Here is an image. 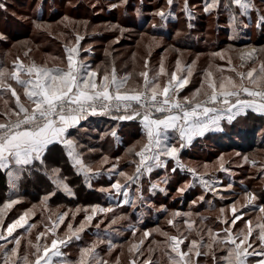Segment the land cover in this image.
I'll return each mask as SVG.
<instances>
[{
  "label": "rangeland",
  "instance_id": "374dc122",
  "mask_svg": "<svg viewBox=\"0 0 264 264\" xmlns=\"http://www.w3.org/2000/svg\"><path fill=\"white\" fill-rule=\"evenodd\" d=\"M0 2L6 6L0 9V67L9 69L17 57L25 64L35 62L37 65L47 63L49 66H62L65 62L66 46L74 44L75 36L79 34L84 37L79 44V59L87 61L93 68L100 66L101 70L110 69L114 63L118 76L123 77L126 73H132L128 86L143 83L138 73L145 70V60H148L150 76L155 75L163 63L167 74L160 77L158 83L161 86L167 83L171 72L175 70L177 59L181 61L184 69L178 73L181 76L187 74V66L193 65L195 61L189 83L178 93L179 97L183 98L191 96L201 86L206 70H211L217 79L221 76L220 69L224 70V76L234 75L229 70L231 67L228 63L229 58H231L232 66L239 71H247L253 66L258 67L260 60H264V52L260 51L264 49V41L260 42L255 35L257 12L251 11L250 16H241L239 7L234 5L233 10L238 17V23L234 26L231 21V12L223 7L225 0H221V6L218 9H213L209 13L203 11L204 0H189L190 16L183 10L184 0H174L171 8L167 0H0ZM254 3L261 12H264V0H255ZM160 9L166 13L163 19L155 15ZM136 15L137 17L139 15L141 21L132 23L130 19L133 20ZM88 49L90 51H87ZM252 49L257 50L258 58L254 63L245 60L244 67L241 68L240 53ZM213 53H221L224 59L213 56ZM10 82L13 86H18L14 81ZM5 100L8 101L7 107L13 106L14 99L7 92L0 90V120L4 119ZM103 121L101 125H96L89 116L79 128L72 131V137L84 146L80 151L84 154L85 163L90 164L93 169L101 168L102 158L109 157L108 163L101 168V174L90 178V189L93 190H90V202L89 200L87 203L74 202L71 199L78 196L75 189L79 190L77 186L80 184L78 181L80 179L76 180L68 165L76 172L77 169L64 153L54 152V148L46 154V168L49 171L53 168L60 169L61 177L67 178L66 182L74 195L57 190L49 176L45 174V166L36 167V169L40 168L43 175L35 174V170L31 172V175H27L32 179L39 177L41 182L37 187L39 191L36 190L34 193L40 196L36 201L21 193L20 184L24 174L16 183V187L12 186L7 175L8 186L6 191L0 190V205L9 199H17L20 203L14 205L6 214L4 227L6 228L8 223L18 218L27 209H33L35 213L28 221L29 225H36L31 229L30 234L25 228L17 229L13 233L14 236L20 235L22 238L21 254L31 251L28 247L29 238L35 243L37 234L45 231L46 225L50 226L48 219L50 213L55 219L56 213L69 210L75 212L77 208L84 209L96 204L103 207L111 206L115 211L107 216L101 214L81 233L82 239L76 242L79 245L77 247L73 245L70 249L74 256L73 261L78 258L82 247L93 241L103 240L104 243L99 244L97 252L99 258L108 261V264H117V261L118 264H129L132 259H136L137 264H140L149 255L155 264H169L165 252L167 250L170 253V248H167L165 237L161 232L178 235L181 238L186 236L187 239L180 247L182 251L187 252L190 241L200 239L197 235L198 231L203 234L205 243L208 241L209 229L214 234L219 233L223 236V230L229 225L222 221L225 218L231 220V205L234 202H238L237 208L243 213L242 220L237 221L232 229L234 234L246 229L245 221L247 220L252 221L254 228L258 222H264L258 221V217L264 216V213L259 211V206L264 203H257L258 191L263 188L264 182V172L261 171V167L264 166L262 127L256 130L258 145L253 148L252 146L240 147L234 143L226 147V143H229L226 140H222L223 148L210 140L193 143L188 148L184 147L179 152V161L186 166L184 170L177 166L175 160L166 158L167 169L154 168L151 173L146 172L142 176L140 187L143 200L138 199L137 185L133 184L129 192L130 199L135 201V207L127 204L117 208V201L100 189L109 188L116 179L123 182V178L115 174L110 176L107 169L119 157V170L132 174L135 165L131 161L138 160V157L130 155L128 149L135 146V150L139 151L140 146L146 142V138L143 135L140 139H129L122 146L121 138H126L128 134L126 128L117 120L105 118ZM113 129L116 130L118 139L110 134ZM245 133L248 138H251V130ZM174 142L179 147V142ZM246 156L249 161L257 162L255 167L251 162H245ZM220 157H223L227 172L219 170ZM205 164L208 165L207 168L204 167ZM173 167H177L175 173L171 172ZM187 168H195L198 173H209L216 181V193L207 192L198 180H194L192 174L186 170ZM81 175L85 180L83 174ZM164 177H167V183L163 182ZM152 183H158L159 186L153 189ZM229 183L232 184V189L225 190ZM189 184L193 186L187 187L183 193L177 191ZM44 190L47 191L44 192ZM51 192H55V195L50 197L45 207L42 203L43 198ZM79 192L81 193L80 190ZM245 192L256 195L254 204L258 206L255 209V206L247 204ZM96 196H99L98 200L101 202L95 201ZM201 196H204V200L199 199ZM82 199L86 200V197ZM120 199L122 200V197ZM193 201L196 203L193 204ZM222 208L225 210L223 213L220 211ZM174 212L192 215L173 217ZM85 215L84 211H80L75 220H72L70 214L64 224L59 226V236L65 235L68 223L78 226ZM113 215L125 217V219L119 220L116 225L108 229ZM170 219L173 220L171 225L168 223ZM99 220H104V223L97 229L94 225ZM185 220L193 223L191 229L185 224ZM130 226H135L137 229L135 236ZM156 229L161 231H155ZM146 230L152 234L143 238V232ZM255 235L254 231L253 239ZM109 239L116 245L111 252L107 244ZM141 239H144L141 245L143 255L134 251L130 252V246L133 243H139ZM48 242L50 243V238ZM8 247L12 245L9 244ZM150 247L154 250L151 254L148 251ZM258 247L259 241L255 240L253 248ZM199 250L207 251L203 247ZM252 250L249 249V251ZM223 254L217 247L215 255L220 257ZM190 256L191 264H214L211 254L196 256L194 251ZM257 259L259 257L249 256L247 264H256ZM0 264H3L2 258H0Z\"/></svg>",
  "mask_w": 264,
  "mask_h": 264
},
{
  "label": "snow or ice",
  "instance_id": "6c2138e0",
  "mask_svg": "<svg viewBox=\"0 0 264 264\" xmlns=\"http://www.w3.org/2000/svg\"><path fill=\"white\" fill-rule=\"evenodd\" d=\"M169 8L173 6L174 0H167ZM238 6L241 16H250L251 11L257 12V27H264V12L256 7L254 0H225L223 7L231 12V21L235 26L238 23V17L233 10V6ZM221 6V0H204L203 11L209 13L213 9ZM6 6L0 2V9ZM115 7V5H113ZM183 10L191 15L189 0H184ZM170 14V13H168ZM155 15L165 18L166 13L163 9L158 10ZM40 27V25H37ZM247 27V25H245ZM84 39L83 36L76 34L75 43L67 45L65 48L66 56L63 65L49 66L47 63L37 65L35 62L25 64L18 57L13 61L12 67H0V90L10 92L15 98L14 106L7 107L8 101L5 100L6 110L3 113V120H0V169L6 170L7 175L16 187V183L21 180L22 175L36 169V165L45 166V174L49 176L52 184L57 190H63L69 195H74L71 187L68 185L67 178L61 177V170L53 168L47 170L45 165L46 154L50 146L61 145L65 154L72 162L73 167L77 169L78 174H83L85 182L91 187L90 178L99 176L101 168L109 161L108 156H104L100 161L101 168L93 169L90 164L85 163L84 154L80 151L83 145L72 137V131L80 127L83 121L89 116L105 115L110 116L117 121L138 120L145 133L146 142L140 146L139 151L135 146L128 149V153L138 160L131 161L135 165L132 174L119 170V157L116 162L107 169L110 176L113 174L123 178L116 179L109 188H101L100 191L107 192L109 196L116 200V207L131 204L135 207V201L130 199L129 189L136 184V193L138 199L143 200L140 180L144 173H151L154 168L167 169V159L172 158L177 166L185 169V165L179 161V152L186 145L191 144L195 137H203L209 131H223L221 122L227 120L229 123L234 121L240 115H246L247 109L264 115V60H260L258 67H250L247 71H239L232 66L231 58L228 63L231 66L230 71L234 75H223V69H220L221 76L215 78L211 70L205 71V76L201 86L197 88L191 96L179 97L178 93L189 83V77L193 72V65L187 66L186 75H178L184 69L181 61L177 59L176 68L171 72L170 78L166 84L161 86L158 83L162 75H166V69L163 63L159 71L150 76L148 70V60L144 62V71L138 73L142 78V84L128 86L132 79V73H126L123 77L118 76L115 64L111 68L101 70L100 66L93 68L85 60L79 59V44ZM87 51H90L88 49ZM264 52V49L260 50ZM27 55V53H25ZM213 56H219L224 59L221 53H213ZM241 65L244 67V61L255 62L257 59V50L252 49L248 52L240 53ZM16 85L23 89L25 100L21 99ZM203 97V98H201ZM117 138V132L113 129L110 133ZM179 142V147L174 141ZM92 151V149H89ZM219 170L227 172L223 163V157H220ZM245 162H251L256 166V161H249L244 157ZM208 167L207 164L204 165ZM192 174L194 180H198L207 192L216 193V181L209 173H198L195 168H187ZM177 171V167L171 169L172 173ZM264 172V166L261 167ZM208 177V178H206ZM167 183V177L163 178ZM158 183H152L151 188H157ZM185 185L177 189L183 193L187 187ZM232 184L229 183L225 190H231ZM55 192H51L43 198L42 203L47 207V201ZM122 197V200L120 199ZM223 198V197H221ZM204 200V196L199 197ZM257 197L254 193L245 192V200L248 205L255 206ZM20 203L17 199H9L0 205V258L3 264H65V254L62 248L66 247L73 240L80 241L81 233L92 225L94 219L101 214L107 216L114 213V208L103 207L99 204L90 205L87 208H77L75 212L56 213L53 219L50 213L48 219L50 226H45V231H41L36 236V242L33 243L29 238L28 247L31 251L23 254L20 252L21 236H14L17 229L24 228L29 219L35 214L33 209L25 210L18 218L8 223L6 228L5 216L16 204ZM196 201H193L195 204ZM237 203L231 205L232 218L229 221L225 218L222 222L229 225L223 230V236L219 233H213L208 230V241L204 242V236L197 232L200 239H192L187 246V252L182 251L180 245L184 243L187 237L181 238L178 235H170L167 232H161L165 237L167 248L170 253L168 256L169 264H191L190 254L195 251L196 256L212 255L214 264H247L249 256L259 257L256 264H264V222H258L253 227L251 220L245 221L246 229L238 233H233V228L237 221L242 220L243 213L237 208ZM243 207V206H241ZM50 211V210H49ZM84 211L86 215L80 221L78 226L71 222L67 224V231L64 236H59L58 228L64 224L65 220L71 214V219L75 220L76 215ZM221 213L225 210L220 209ZM260 213H264V205L259 206ZM191 213H172L173 217H189ZM125 217L112 216L108 229L116 225L119 220ZM258 221H264V216L258 217ZM189 229L193 223L189 220L184 221ZM104 220H99L94 226L99 229ZM168 223L173 224L170 219ZM36 225H29L26 231ZM132 228L133 236L137 229ZM107 231V229H106ZM155 231L160 232V229ZM256 233L253 239V233ZM152 233L148 230L143 232V238H147ZM11 237V239H9ZM50 238V243L48 242ZM259 241V247L253 248L254 241ZM103 240L93 241L79 250L78 258L72 264H108V261L99 258L97 248ZM144 239L139 243H133L129 251L143 255L141 245ZM154 243H156L154 241ZM11 244L12 247H8ZM109 251L116 247L112 240L107 241ZM203 247L207 251L201 252ZM224 253L220 257L215 255L216 248ZM249 249H253L249 251ZM151 254L154 250L148 249ZM118 264V261H117ZM129 264H137L136 259L130 260ZM140 264H155L151 255L140 262Z\"/></svg>",
  "mask_w": 264,
  "mask_h": 264
},
{
  "label": "trees",
  "instance_id": "16d2710c",
  "mask_svg": "<svg viewBox=\"0 0 264 264\" xmlns=\"http://www.w3.org/2000/svg\"><path fill=\"white\" fill-rule=\"evenodd\" d=\"M142 15L144 16V13H142ZM130 21L132 23H139L141 21V18L139 17V15H138V17L136 15L135 18L133 20L130 19ZM255 35H256L257 39H260L259 40L260 42L261 41L263 42L264 41V27H256V34ZM18 37L20 38L21 36H18ZM105 118L112 119L110 116H105V115L90 116V120H92V122H95L96 125H101L104 122L103 120ZM240 120L243 121L242 123H246L248 121V117L247 116L245 118L241 117ZM252 120H253V122H252L251 127H250V129L252 131V135L250 136L251 138H248L246 136V133L242 131V128L239 125L240 122L236 123L237 121H234V122H231V123H229V122L224 123L223 124V131L213 133L211 136H208L206 140H210V141L216 143V145H218L220 148H223V143L224 142H222V140L229 141V143H226V147H228L232 143H234V144H236L237 146H240V147L243 146V147H248L249 148V147L252 146V148H253V147L258 145L256 143V141H257L256 140V138H257L256 130L259 127H263L262 126L263 122H262L261 118L258 117L257 115H255L254 113H252ZM120 124H122L123 127L127 125V124H125L124 121L123 122L121 121ZM129 126L130 125H128L127 128H126V131L128 133L126 138L125 137L121 138L122 146H124L129 141V139H133V138H139L140 139V138H143V135L140 134L139 131H136L138 129L134 130V128H129ZM122 135L123 134H121V136ZM263 137H264V129H263V135L261 137V140H262ZM233 140H235V141H233ZM199 142H203L202 138L196 139L193 143L197 144ZM51 148L55 149L54 152H58L59 154L60 153H64V155H66L65 154V150L59 144L54 145V146H50V149ZM68 166H69V169L73 172L74 176L76 177V180L80 179V180H78V181H80V184L77 187H79V190L81 191V193L76 188L77 190L75 189V192H76V195H78V196H76L75 198H71V199L74 200V202L76 201V202H82V203L85 202V203H87L88 200L90 202V194H91L90 193V190H91L90 187L85 182V180L82 178L81 174H78V172H76L75 169L71 168L70 165H68ZM36 167H39V164H37ZM35 174H39V175L42 174L40 168H38V170H35ZM27 175L28 174L25 173L23 175L22 180H21V184H20L21 193H22V195L29 196V198H31L32 200L36 201V200H38L40 198V196L39 195H34V193H35L36 190L39 191L37 189V187L41 184V182L39 181V177H34L32 179V178H29ZM71 185H72V183H71ZM7 186H8L7 174H6L5 171L0 169V190L1 191H6ZM72 187H74V186L72 185ZM46 191L44 190V192H46ZM91 191H93V190H91ZM260 191H261V189H260ZM260 191H258V193ZM83 197H86V200H83L82 199ZM94 199H96L95 200L96 202H101L100 200H98L99 196L94 197ZM257 203H264V198L262 200L258 201ZM257 205H255L254 209L257 207Z\"/></svg>",
  "mask_w": 264,
  "mask_h": 264
},
{
  "label": "crops",
  "instance_id": "0c3cea01",
  "mask_svg": "<svg viewBox=\"0 0 264 264\" xmlns=\"http://www.w3.org/2000/svg\"><path fill=\"white\" fill-rule=\"evenodd\" d=\"M255 1V0H254ZM14 87H16L17 88V91H18V93H20V95H21V99L22 100H25V98H24V96H23V89L21 88V87H19V86H14ZM131 87V86H130ZM7 94H9L10 96H11V94H10V92H7ZM11 98L12 99H14V101H13V106H14V103H15V98L14 97H12L11 96ZM246 111V115H240V116H238L234 121H237L236 123H239L240 122V126H241V128H242V131L243 132H249L251 129H250V127H251V124H252V122H253V120H252V113H254L255 115H257L258 117H260L261 118V120H262V122H263V129H264V115H261V114H258V113H256V112H254L253 110H251V109H247V110H245ZM248 117V121L246 122V123H242L243 121L242 120H240L241 119V117L243 118H245V117ZM234 121H232V122H234ZM119 122H121V121H119ZM123 122V121H122ZM125 122V124H127L126 126H124L125 128H127V126L128 125H130L129 126V128H134V130H136V129H138V130H136V131H139L140 132V134H142V135H145V133H144V131H143V128H142V125L139 123V121L138 120H134V121H124ZM228 121L225 119V120H223L222 122H221V126H222V128H223V124L224 123H227ZM216 132H220V131H209V132H207V133H205V135L203 136V137H195L193 140H192V142H191V144H188V145H186L185 147L186 148H188L190 145H192L193 144V142L196 140V139H198V138H202V140H206L207 139V137L208 136H211L213 133H216ZM178 141V140H177ZM1 170H3V169H1ZM3 171H5L6 172V174H7V171L6 170H3ZM264 198V182H263V189H261V191L258 193V201H260V200H262ZM259 204H262V203H259ZM258 206V205H257ZM28 225H29V223H28ZM28 225H25V230L26 229H28ZM62 228V227H61ZM76 242L77 241H75V240H73L70 244H68L66 247H63L61 250H62V252L65 254V257H66V260H65V264H69V263H72V261H73V254H72V252H70L71 250V247L73 246V245H76V247L79 245V243L78 244H76ZM79 242V241H78ZM81 243V242H80ZM71 259V260H70ZM70 260V261H69Z\"/></svg>",
  "mask_w": 264,
  "mask_h": 264
}]
</instances>
